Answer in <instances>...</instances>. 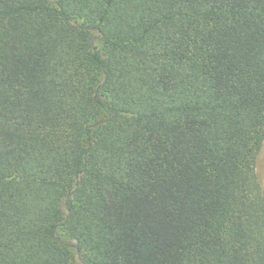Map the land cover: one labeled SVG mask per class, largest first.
<instances>
[{
	"label": "trees",
	"instance_id": "obj_1",
	"mask_svg": "<svg viewBox=\"0 0 264 264\" xmlns=\"http://www.w3.org/2000/svg\"><path fill=\"white\" fill-rule=\"evenodd\" d=\"M264 0H0V264H264Z\"/></svg>",
	"mask_w": 264,
	"mask_h": 264
},
{
	"label": "rangeland",
	"instance_id": "obj_2",
	"mask_svg": "<svg viewBox=\"0 0 264 264\" xmlns=\"http://www.w3.org/2000/svg\"><path fill=\"white\" fill-rule=\"evenodd\" d=\"M255 174L260 187L264 190V141L255 162ZM71 264H79L73 259Z\"/></svg>",
	"mask_w": 264,
	"mask_h": 264
}]
</instances>
